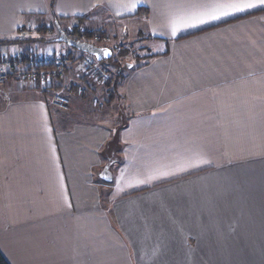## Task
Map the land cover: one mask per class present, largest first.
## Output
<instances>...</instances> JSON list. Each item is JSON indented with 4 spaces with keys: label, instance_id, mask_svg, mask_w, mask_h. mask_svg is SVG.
Segmentation results:
<instances>
[{
    "label": "crops",
    "instance_id": "0c3cea01",
    "mask_svg": "<svg viewBox=\"0 0 264 264\" xmlns=\"http://www.w3.org/2000/svg\"><path fill=\"white\" fill-rule=\"evenodd\" d=\"M236 2L0 0V42L53 14L108 38L143 34L150 52L125 76L116 119L61 114L37 85L3 87L9 264H264V4L220 15ZM71 99L72 114L89 101Z\"/></svg>",
    "mask_w": 264,
    "mask_h": 264
},
{
    "label": "rangeland",
    "instance_id": "374dc122",
    "mask_svg": "<svg viewBox=\"0 0 264 264\" xmlns=\"http://www.w3.org/2000/svg\"><path fill=\"white\" fill-rule=\"evenodd\" d=\"M50 17L47 19L36 18L34 26L30 28L28 27L27 29H24L22 32H20L21 39L17 41L21 42L16 44H10L9 46L21 47L22 45H27V48H24V50L17 48L18 51L15 50L13 53L25 54L26 52H28L27 54H31L43 52L49 54L52 52H59L65 53L66 56H68L70 53H73V55H75V57L79 59L75 64H73V72L67 74L65 78H62V80L60 78V81L57 82V86H54L56 88L54 89V92L51 93L52 97L50 99V106L64 115H79L84 121H89L91 119L95 120L97 118H101L100 116L105 117V115H107L108 113H110V120L114 118L116 119L115 116L118 115L120 110L119 108L122 107V103L119 102L117 96L112 97L113 93L110 92V96L106 93L105 88L102 84L108 81L102 80L103 78L94 79L91 73L88 74V72L90 71L88 70V64H86V61L92 60V62H94V60L96 59L80 51H77L76 49L74 52L73 48L67 46L64 43L51 42L52 40H57L60 37V33L55 18L53 17V15H51ZM61 22H63L61 23L63 29L69 33H72L73 28L78 26L81 28L80 30H88L92 32V35H95V31L89 30L84 26V21L83 23H81L76 21L75 19H68L62 20ZM94 37L89 39L91 43L93 42L98 47L110 48L113 51V58L110 59V62H101L100 66L105 75H107L108 80H110V82L112 80L114 81L118 74L121 76H126L132 70L131 66L134 67L137 64L142 63L143 60H145V58L148 57L150 54V52L146 49V36L143 34L136 38L122 39L120 37H117L113 31L111 32L110 28V38L105 37L103 35L100 36L106 39L103 40L102 43L96 42L94 40ZM73 38H75L74 40L81 41L78 40V37L76 36ZM106 41L110 43L107 44ZM5 46L7 47L8 45ZM82 54H84V56ZM80 89L82 92L79 94ZM92 92L93 95H89L92 94ZM57 93H61L62 95H65L70 99V105L69 108H66L67 110L57 109L53 106L54 97L59 95ZM72 94H75L76 97H78L79 99L87 98L83 100H89L86 102L87 104L82 105L79 103L77 105V114H72L71 111ZM247 180H249L248 177L242 178V181L246 183L244 186L241 187V192L243 194H249L252 191V188L249 183L245 182ZM211 182L212 183L210 185H212V188L215 185H219L221 183L218 179H213L211 180Z\"/></svg>",
    "mask_w": 264,
    "mask_h": 264
},
{
    "label": "built area",
    "instance_id": "2783aa9c",
    "mask_svg": "<svg viewBox=\"0 0 264 264\" xmlns=\"http://www.w3.org/2000/svg\"><path fill=\"white\" fill-rule=\"evenodd\" d=\"M96 42L102 43L104 39L100 36H95ZM107 42V41H106ZM93 43V42H92ZM94 44V43H93ZM28 58H24L22 54L13 53L12 55L0 54V101H7L8 98L4 92V85L13 80L22 84H33L44 88L53 85L55 78L63 75V67L68 64V57L65 53H31ZM91 57V56H90ZM88 60V59H87ZM88 64V74L94 77V79H102L109 81L107 75L101 69V62L94 60L86 61ZM41 81H38V80ZM79 90V94L81 93ZM59 94V95H57ZM53 100V106L57 109L67 110L70 105V99L57 93Z\"/></svg>",
    "mask_w": 264,
    "mask_h": 264
},
{
    "label": "trees",
    "instance_id": "16d2710c",
    "mask_svg": "<svg viewBox=\"0 0 264 264\" xmlns=\"http://www.w3.org/2000/svg\"><path fill=\"white\" fill-rule=\"evenodd\" d=\"M53 15V14H52ZM54 16V15H53ZM54 18H55V20H56V22H57V24H58V26L59 27H61L62 28V30L70 37V38H72V39H75V38H73V37H78L77 39L78 40H81V41H86L87 43H91L90 41H89V39H91L92 37H94V36H102L103 34H105L103 31H98V32H95V35L93 34L92 35V32L91 31H88V30H80L81 28L80 27H78V26H76V27H74L73 28V31H72V33H69V32H67V31H65L64 29H63V27H62V24L61 23H63V22H61L62 20H68V19H66V18H58V17H56V16H54ZM87 18L86 17H80V18H77L76 20L78 21V22H81V23H83V21H85ZM74 35V36H73ZM30 41V40H29ZM19 42H21V41H17V40H14V41H2V42H0V46H4V45H10V44H16V43H19ZM23 42H25V41H23ZM51 42H57V40H52ZM93 44V43H92ZM94 45H96V44H94ZM97 46V45H96ZM74 49V48H73ZM74 52H75V49L73 50ZM23 55V57L24 58H28L29 56V54H22ZM83 56H84V54H82ZM121 56V55H120ZM68 64L67 65H65V67H63V75L62 76H60V75H58L56 78H55V80L53 81V85L52 86H49V87H44V88H42V90L43 91H45V92H54V89L56 88V87H54V86H57V82H59L60 81V78H61V80H62V78H65V76H67V74L68 73H71V72H73L72 70H73V68H74V65L73 64H75L77 61H78V59L79 58H77V57H75V55H73V53H70L68 56ZM148 58H150V57H146L145 59H148ZM113 61V60H112ZM110 62V60L108 61V63ZM103 63V62H102ZM115 63V62H114ZM117 64H118V62H117ZM116 66V65H115ZM119 75V74H118ZM117 75V77L115 78V80L113 81H111L110 82V80L108 81V82H105L104 84H102L103 86H104V88H105V91H106V93L107 94H109V96H110V92L111 93H113V95H112V97L113 96H117V98L119 99V101H120V95H119V89H120V87H121V85H122V83H123V81H124V78H125V76H121V75H119L118 76ZM11 81H13V80H11ZM11 81H9V82H11ZM38 81H41L40 79L38 80ZM9 82H7V83H9ZM6 83V84H7ZM88 85H89V83H88ZM5 86V85H4ZM37 86H39V85H37ZM40 87V86H39ZM72 95H75V94H72ZM71 95V96H72ZM76 96V95H75ZM0 264H9L8 262H7V260L4 258V256L1 254V252H0Z\"/></svg>",
    "mask_w": 264,
    "mask_h": 264
},
{
    "label": "water",
    "instance_id": "95a60500",
    "mask_svg": "<svg viewBox=\"0 0 264 264\" xmlns=\"http://www.w3.org/2000/svg\"><path fill=\"white\" fill-rule=\"evenodd\" d=\"M60 37L57 42L64 43L67 46L76 49L84 54L95 58L98 62L109 61L113 58V51L107 47H98L92 43L77 41L68 37V35L58 26ZM132 68V66H131Z\"/></svg>",
    "mask_w": 264,
    "mask_h": 264
},
{
    "label": "snow or ice",
    "instance_id": "6c2138e0",
    "mask_svg": "<svg viewBox=\"0 0 264 264\" xmlns=\"http://www.w3.org/2000/svg\"><path fill=\"white\" fill-rule=\"evenodd\" d=\"M261 4H264V0H260ZM256 7V4L250 2V0H240V2H236V3H232V4H228L225 5L223 10L221 11L220 15H229L231 14V12H243L247 9ZM229 9L231 10V12L229 11ZM212 19H218L219 16L217 15H212L211 17ZM200 23H204L206 21H204L203 19H201L199 21ZM189 26H195V24H190Z\"/></svg>",
    "mask_w": 264,
    "mask_h": 264
}]
</instances>
